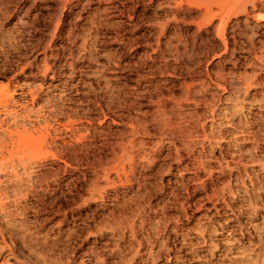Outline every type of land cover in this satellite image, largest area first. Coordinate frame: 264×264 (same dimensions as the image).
I'll use <instances>...</instances> for the list:
<instances>
[{
  "label": "rangeland",
  "instance_id": "1",
  "mask_svg": "<svg viewBox=\"0 0 264 264\" xmlns=\"http://www.w3.org/2000/svg\"><path fill=\"white\" fill-rule=\"evenodd\" d=\"M242 1L0 0V86L48 137L0 172V264H37L26 224L73 264L264 258V0ZM210 14L224 35L193 51ZM246 74L248 95L219 77Z\"/></svg>",
  "mask_w": 264,
  "mask_h": 264
},
{
  "label": "bare ground",
  "instance_id": "2",
  "mask_svg": "<svg viewBox=\"0 0 264 264\" xmlns=\"http://www.w3.org/2000/svg\"><path fill=\"white\" fill-rule=\"evenodd\" d=\"M174 3H177L178 0H171ZM252 2L254 5L256 0H243L240 4L236 6L235 9H242L243 11L247 8V3ZM47 7H49L47 5ZM221 24L218 25L216 22V16L213 14L208 15L207 22H204L203 25L198 27L197 33L200 34V39L195 40L191 45V50H201L205 48L208 43V36L211 35L215 29L217 33V38H220L224 35V32L221 30ZM204 25L212 26L206 27L202 30ZM238 34L243 35V30L241 27H238ZM207 40V42H205ZM168 45L172 44V36H168L166 39ZM177 42H181L180 40ZM254 47V58L257 62L261 64L264 63V48L257 49L255 47V43L252 42ZM235 50V46L232 47V54ZM185 52L189 51L185 47ZM226 86L232 87L236 92L243 91L244 95L249 94L250 88H255L257 84L261 82L259 76L246 74L242 79L228 78L226 76H219ZM209 79L212 78L209 75ZM17 86V83H15ZM255 86V87H254ZM15 91L11 90V86L9 83L0 86V114L3 113L4 118L0 119V127L4 123H6V117H12L13 121H11V125L4 129L2 133H0V172H8V168L10 167L12 173L18 175L14 168L17 165H21L26 168L32 163L34 159H42L45 154V147L48 144V137L45 133L40 131L38 135L35 134L34 130L29 129L28 127L20 126L16 122V116L14 111L10 109L11 105H17L18 101L15 99ZM30 94L32 96L33 102L36 100V95L34 91L30 90ZM1 107L4 108V111L1 110ZM36 130V129H35ZM17 162V163H16ZM29 226L26 224L25 227H14L11 226L8 231V237L10 241L15 242L16 239H19L23 242H34L35 244H42V255L36 258L37 264H73L72 260L66 261L60 253L58 256H54L55 250L60 246L62 240L61 238H53L52 240H48L47 238L39 237L36 234V230L34 232L28 231ZM19 235V237H18ZM251 261H254V264H264V258H261L259 254H255L254 258L249 260L246 264H250ZM238 260L233 258L230 264H237Z\"/></svg>",
  "mask_w": 264,
  "mask_h": 264
}]
</instances>
